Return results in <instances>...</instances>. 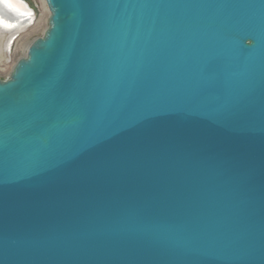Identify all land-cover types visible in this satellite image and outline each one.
Here are the masks:
<instances>
[{"label":"water","instance_id":"water-1","mask_svg":"<svg viewBox=\"0 0 264 264\" xmlns=\"http://www.w3.org/2000/svg\"><path fill=\"white\" fill-rule=\"evenodd\" d=\"M44 2L0 80V264H264V0Z\"/></svg>","mask_w":264,"mask_h":264},{"label":"rangeland","instance_id":"rangeland-1","mask_svg":"<svg viewBox=\"0 0 264 264\" xmlns=\"http://www.w3.org/2000/svg\"><path fill=\"white\" fill-rule=\"evenodd\" d=\"M24 1L35 13L31 26L14 34L0 28V80L8 77L15 63L25 56L30 43L40 38L47 28L49 13L44 0Z\"/></svg>","mask_w":264,"mask_h":264},{"label":"bare ground","instance_id":"bare-ground-1","mask_svg":"<svg viewBox=\"0 0 264 264\" xmlns=\"http://www.w3.org/2000/svg\"><path fill=\"white\" fill-rule=\"evenodd\" d=\"M12 3L14 6H9L0 0V28L14 34L25 27L29 28L35 13L28 4L25 6L20 0H12Z\"/></svg>","mask_w":264,"mask_h":264},{"label":"snow or ice","instance_id":"snow-or-ice-1","mask_svg":"<svg viewBox=\"0 0 264 264\" xmlns=\"http://www.w3.org/2000/svg\"><path fill=\"white\" fill-rule=\"evenodd\" d=\"M5 4H9V6H14L12 0H3Z\"/></svg>","mask_w":264,"mask_h":264}]
</instances>
